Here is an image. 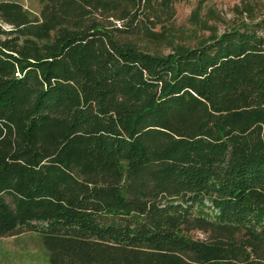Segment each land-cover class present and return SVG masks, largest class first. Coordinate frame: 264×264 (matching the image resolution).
<instances>
[{
    "label": "trees",
    "instance_id": "1",
    "mask_svg": "<svg viewBox=\"0 0 264 264\" xmlns=\"http://www.w3.org/2000/svg\"><path fill=\"white\" fill-rule=\"evenodd\" d=\"M39 2H0V237L49 264H264L260 25L173 48L174 0Z\"/></svg>",
    "mask_w": 264,
    "mask_h": 264
},
{
    "label": "rangeland",
    "instance_id": "2",
    "mask_svg": "<svg viewBox=\"0 0 264 264\" xmlns=\"http://www.w3.org/2000/svg\"><path fill=\"white\" fill-rule=\"evenodd\" d=\"M1 1H16L34 13L40 9L39 0ZM174 7L175 17L165 32L173 48L194 46L244 25L259 24L264 34V0H174ZM0 264H49L48 253L36 234L0 237Z\"/></svg>",
    "mask_w": 264,
    "mask_h": 264
}]
</instances>
